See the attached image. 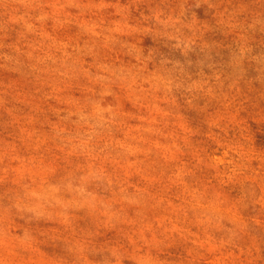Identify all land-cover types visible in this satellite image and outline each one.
<instances>
[{
    "label": "rangeland",
    "instance_id": "374dc122",
    "mask_svg": "<svg viewBox=\"0 0 264 264\" xmlns=\"http://www.w3.org/2000/svg\"><path fill=\"white\" fill-rule=\"evenodd\" d=\"M0 264H264V0H0Z\"/></svg>",
    "mask_w": 264,
    "mask_h": 264
}]
</instances>
